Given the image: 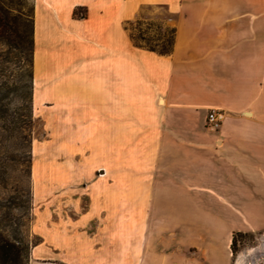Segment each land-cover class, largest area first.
<instances>
[{"label": "crops", "instance_id": "0c3cea01", "mask_svg": "<svg viewBox=\"0 0 264 264\" xmlns=\"http://www.w3.org/2000/svg\"><path fill=\"white\" fill-rule=\"evenodd\" d=\"M142 7L167 12L170 53L131 42ZM32 43L42 100L101 163L53 178L28 264H232V235L264 231V0H33Z\"/></svg>", "mask_w": 264, "mask_h": 264}, {"label": "rangeland", "instance_id": "374dc122", "mask_svg": "<svg viewBox=\"0 0 264 264\" xmlns=\"http://www.w3.org/2000/svg\"><path fill=\"white\" fill-rule=\"evenodd\" d=\"M32 9L33 0H0L2 93L14 81L19 85L17 92H8L1 100L7 110L0 116V264H28L30 249L40 240L34 224H51L53 178H82L88 165L101 163V139L76 137L74 124L61 120L62 113L57 112L55 119L52 104L42 100L36 79L41 57L37 52L32 57ZM168 17L163 8L142 7L139 16L129 20L128 31L158 44L169 37L170 27L164 25ZM51 82L49 76L45 86ZM46 91L52 97L51 85ZM12 115L16 123L11 126ZM133 156V139L126 138L119 159L132 163ZM109 160L115 161L116 155L109 154ZM100 174L95 170L96 176ZM42 179L46 185L38 187ZM75 183L64 187L66 193H82ZM234 237L232 264L240 253L256 246L262 251L243 264H264V231Z\"/></svg>", "mask_w": 264, "mask_h": 264}, {"label": "trees", "instance_id": "16d2710c", "mask_svg": "<svg viewBox=\"0 0 264 264\" xmlns=\"http://www.w3.org/2000/svg\"><path fill=\"white\" fill-rule=\"evenodd\" d=\"M129 24V20L125 21L124 23V28L128 31V27L127 25ZM12 32H14L15 30H11ZM168 33H169V37L167 39H164L162 40L160 43H155V44H152L151 42H149V40L147 39H144L142 36L140 35H134L132 34L131 32L128 31V36L131 40V42L137 46V47H141V48H144V49H147V50H150V51H153V52H156L158 54H168L170 53L171 49H172V44H173V37H174V28L173 27H170L168 28ZM7 88L8 90L3 94L2 91H3V87L2 85L0 84V116L3 115V112H5L7 109H5V107L2 105V98L6 95V93L8 92H12V93H15L17 92L18 88H19V85H17V82H12L11 85H7ZM3 117V116H2ZM0 117V118H2ZM9 124L12 126V125H15L16 123V117L14 115H12L10 117V119L8 120ZM239 235L241 234L240 232H237V233H234L232 235V238H231V243H230V247H231V250L233 249V246H234V242H235V235Z\"/></svg>", "mask_w": 264, "mask_h": 264}, {"label": "built area", "instance_id": "2783aa9c", "mask_svg": "<svg viewBox=\"0 0 264 264\" xmlns=\"http://www.w3.org/2000/svg\"><path fill=\"white\" fill-rule=\"evenodd\" d=\"M80 16L83 15L82 13L79 14ZM220 114L213 109H210L206 113L205 123L204 126L207 129H217L220 124Z\"/></svg>", "mask_w": 264, "mask_h": 264}, {"label": "bare ground", "instance_id": "6f19581e", "mask_svg": "<svg viewBox=\"0 0 264 264\" xmlns=\"http://www.w3.org/2000/svg\"><path fill=\"white\" fill-rule=\"evenodd\" d=\"M262 251V248L252 247L245 253H240L236 259V264H243L244 260L249 259L250 261L254 260L256 254L258 255Z\"/></svg>", "mask_w": 264, "mask_h": 264}]
</instances>
